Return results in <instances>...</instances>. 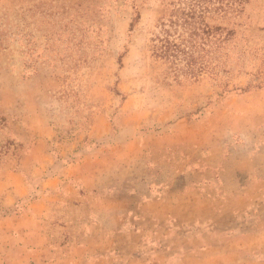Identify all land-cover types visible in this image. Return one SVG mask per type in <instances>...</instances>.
Segmentation results:
<instances>
[{
	"label": "rangeland",
	"instance_id": "374dc122",
	"mask_svg": "<svg viewBox=\"0 0 264 264\" xmlns=\"http://www.w3.org/2000/svg\"><path fill=\"white\" fill-rule=\"evenodd\" d=\"M168 1L0 0V264H264V0L189 80Z\"/></svg>",
	"mask_w": 264,
	"mask_h": 264
},
{
	"label": "trees",
	"instance_id": "16d2710c",
	"mask_svg": "<svg viewBox=\"0 0 264 264\" xmlns=\"http://www.w3.org/2000/svg\"><path fill=\"white\" fill-rule=\"evenodd\" d=\"M252 0H170L161 18L160 30L150 39L151 55L169 74L185 80L197 77L204 65V53L215 41H224L225 24L236 19ZM233 31H231L232 33Z\"/></svg>",
	"mask_w": 264,
	"mask_h": 264
}]
</instances>
